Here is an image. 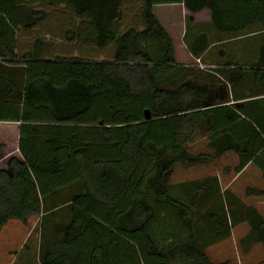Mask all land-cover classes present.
<instances>
[{"label": "trees", "instance_id": "obj_1", "mask_svg": "<svg viewBox=\"0 0 264 264\" xmlns=\"http://www.w3.org/2000/svg\"><path fill=\"white\" fill-rule=\"evenodd\" d=\"M28 1L47 0H0V122L20 124L23 158L0 171V234L11 221L28 225L65 209L57 239L41 247V264H232L214 263L205 251L240 224L249 228L250 248L264 247V217L228 190L220 203L217 177L166 182L176 169L214 166L231 153L239 158L236 174L254 164L264 179V44L250 66L230 61L208 73L220 78L213 77L216 86L182 78L164 86L186 69L153 14L164 5L208 9L218 31L238 38L264 25V0H142V31L124 33L117 22L126 0H49L87 22L98 49L115 44L113 60L103 62L44 58L38 49L20 57L18 29L32 30L46 16ZM208 46L206 35L187 45L195 58ZM253 83L260 89L250 96L230 95ZM201 133L211 155L190 151Z\"/></svg>", "mask_w": 264, "mask_h": 264}, {"label": "crops", "instance_id": "obj_2", "mask_svg": "<svg viewBox=\"0 0 264 264\" xmlns=\"http://www.w3.org/2000/svg\"><path fill=\"white\" fill-rule=\"evenodd\" d=\"M125 3L127 7H124L123 9L127 11L126 20L129 21L132 18V14L128 6H131L132 3H135V6L139 5L138 8L142 9V4H141L142 0H126ZM130 8L132 9V7ZM44 12L46 16L44 20L41 21L39 24L42 23L43 25L47 26L45 27L47 29L41 32L39 38L34 39L33 37H31L32 32H34L33 29L32 30H24L21 28L18 29L17 37H16L17 54H18V44L20 42L26 44L24 47L27 46L28 48H34V49L38 48L45 51L58 48L57 46L58 42L71 43L72 46L75 48L76 47L83 48L84 46H86V48L90 50L94 48L97 49L96 46L93 44V37L90 36V33L91 34L94 33V29L88 23H86V25H83V22L80 21L79 19H75V15L69 11L67 12V11L53 10V11H44ZM136 13H138V9L136 10ZM65 14H71V16L76 20L77 22L76 26L78 28L81 26V24L83 25L80 30L74 31L75 36H73L72 39L70 40L67 39L66 37L65 38L62 37L63 39L62 38L60 39L61 36H59L58 39L56 33H54L55 31H52V26H57L58 23H56L55 21L48 20L50 17L52 18L61 17L64 16ZM153 14L160 22L163 29L172 38V40H173V33L180 36L179 43H180L181 52H179L178 55H177V50L175 48V42L173 40V47L175 50V61L176 63L179 64V66L186 68H195L197 70H200L198 67H196L197 62L199 61L203 66L213 67V70L212 71L209 70V72L200 70L211 74H215L214 71L224 69L227 67L226 66L227 63L225 62L223 63V59L227 56V51L225 49H222L221 46L228 43L232 44V42H234L236 39L239 38H232L231 36H226V35H231V33L218 31L213 25L210 10L204 9L201 12L192 13L185 7L184 4H178V5L155 6L153 9ZM189 29H191L192 34H191V38H189L187 42L185 35L187 34V32H189ZM251 29L245 31V33H257L256 32L257 30L251 32ZM80 31L82 32L80 33ZM189 34L190 33H188V35ZM202 35L207 36L209 46L205 50V52L199 56V58H195L189 51L187 45L194 44V41L199 36ZM75 57L78 58V56ZM98 57L99 59H103L104 55L101 54ZM96 62H103V60ZM213 80L216 81L217 79H214L213 77L210 76H204V78L200 79L198 82H200L202 85L213 87L216 86L214 85ZM221 80L224 81V79ZM252 89L255 91L260 89V87L256 86L254 83L251 85L249 89L243 87H236L234 89H231L230 95L232 96L233 93L236 94L241 93L242 95L250 96ZM263 97L264 96H261L260 98ZM260 98H255V99H260ZM246 101L249 100L248 99L240 100L236 102L232 101L231 104L242 105ZM19 127L20 124L17 123L0 122V171H9L10 169L9 163L12 159L23 161V158L19 152ZM207 137H208L207 134L201 133L193 141V143L190 144V151L193 154L211 155V151L207 148L208 145ZM197 144L202 145V149L198 150L199 146ZM238 164H239V158L237 157L236 154L233 153L226 154L217 160L215 166L217 167V169H221L223 179L225 181L230 180L229 187L227 186L226 188H223V184L221 182L222 178L220 176H216L220 183V188H221L220 194L223 195L226 190L230 191L236 199H238L246 206L254 207L264 217V196H255V195L247 194V191L249 190H259L264 192V179L262 177V173L256 165L249 164L242 172L236 174L234 172V169L238 166ZM177 184H184V183H177ZM239 186H241L242 189L244 190L242 194L237 189ZM229 188L231 190H229ZM36 219L40 220V228L34 231L29 228V225L32 223L33 220ZM63 221L64 219H61L59 215H54V216L47 215L45 219H43V216L34 217L29 220L28 225H24L17 221H11L7 226L3 228L0 234V264H41L40 261L41 247L43 245L47 246L48 244L54 242L57 239L54 236L53 230L56 229V227H58L60 224H62ZM238 226H243V227L246 226L248 228L246 224H240ZM7 228H11V229H7ZM246 229L245 231H247ZM234 231L235 229L233 228L231 230L232 237ZM32 233H35L36 236L33 240H31L32 235H34ZM228 239L218 242V244H213L209 248H207L205 251L207 256L210 258L209 251L216 246L220 250H224L223 244ZM262 248L264 249V247ZM214 263H219V262H214Z\"/></svg>", "mask_w": 264, "mask_h": 264}, {"label": "rangeland", "instance_id": "obj_3", "mask_svg": "<svg viewBox=\"0 0 264 264\" xmlns=\"http://www.w3.org/2000/svg\"><path fill=\"white\" fill-rule=\"evenodd\" d=\"M30 4H32V6H34V8L39 9V10H43V11H53V10H58V11H69L70 8L66 7V6H60V5H55V4H50L49 0H47L46 2L40 3V4H34L30 1H28ZM139 5L135 6V3H132L131 6H128V8L131 11L132 14V18L128 21L126 20V14L127 11L125 9H123L124 7H127L126 3H124L122 10H121V15L122 17H120V19L117 22V25L120 29L121 33H124L126 30H128L129 28H137L140 29L142 28V19H141V9L138 8ZM132 7V9L130 8ZM138 9V13H136V10ZM140 9V11H139ZM70 12V11H69ZM138 14V15H137ZM48 20L51 21H55L56 23H58L57 26H52V31H55L54 33H56V36L59 39L63 37L65 38V33L68 30H72V31H77L80 30L82 28L83 25H86L87 22H83V25L81 24V26L78 28L76 26V20L71 16V14H65L64 16L61 17H55L52 18L50 17ZM47 26L43 25L42 23L39 24L36 28H34V32H32L31 37H33L34 39L39 38V36L41 35L42 31H45L47 28H45ZM86 28V26H85ZM252 28V29H251ZM251 32L254 30H257V33H243L241 34L238 38L236 39L234 42L222 45L221 48L225 49L227 51V56L223 59V63H229L231 60H233L232 62H236L238 64L241 65H246V66H250L253 62H255L258 58L259 55V51H260V46L262 44H264V25L263 24H256L254 26H252ZM82 32V31H80ZM259 32V33H258ZM60 33V34H59ZM189 35H188V39L191 38V34L192 31L191 29H189ZM228 36V35H227ZM226 37V36H223ZM62 38V39H63ZM173 40L175 42V48L177 50V55L179 54L180 51V36H178L177 34L173 33ZM194 40V39H192ZM26 44L23 42H20L18 44V54L20 55V57L26 53H34L37 54V51L39 50V52H41V54L43 53V56H46L44 58H55L56 56H60V57H75L78 56V58L83 59V60H90V61H110L113 60L114 58V49H115V44H110L108 47L106 48H102V49H87L86 46L82 47H73L71 43H67V42H61V43H57L58 48L52 49V50H41L38 48H28L27 46L24 47ZM152 43L148 42L146 44V49L155 52L154 47H152ZM38 49V50H37ZM103 54L104 58L103 59H99V55ZM177 65H179L177 63ZM244 67V66H243ZM183 71H178V75L180 77H173L171 79V77L169 79H167V82H165V84H163L164 86H168L170 87L172 85V80H176L181 79L179 81H183V80H187L189 82L192 83H200L198 82L200 79H203L204 76H212L206 72L203 71H187L188 69L186 67H183ZM250 68V67H247ZM225 73L224 74H220V77H222V79H224ZM215 78H218L217 76H213ZM220 79V78H219ZM225 81V80H224ZM223 80H221V82L223 84H227L225 83ZM228 89L230 86H227ZM199 146L198 150L202 149V145L197 144ZM197 150V151H198ZM202 152V151H200ZM229 163V162H228ZM216 176H220L222 178V184H223V188H226L227 186L229 187L230 184V180H224L222 177V171L221 169H217V167L214 166H208V167H199L193 170H182V169H176L173 172H170L167 177H166V182L167 185H169L171 187V185H175L177 183H188V182H192V181H197V180H201L203 178H207V177H216ZM239 190V192H241V194L243 193V189L241 186H239L237 188ZM229 190H231L229 188ZM64 195H67V192H64ZM227 200V194H224L221 197V201L220 203H224ZM221 205V204H219ZM65 209H63V211L60 212V216L61 219L67 220V215L64 212ZM204 212V211H203ZM246 227V226H244ZM243 226H235L233 227L235 229L234 233H233V237L230 236V238L223 244L224 246V250H220L217 246L212 248L209 251V256H210V260H212L213 262H219V263H224V262H231L232 264H264V249L262 248V245H255L254 247L249 246V243L244 241V237L248 234V228H244ZM12 228V226H11ZM11 228H7V229H11ZM29 228L32 230H36L40 228V220L36 219L33 220L32 223L29 225ZM245 229L247 231H245ZM33 232V231H31ZM34 235H32L31 240H33L36 236L35 233H32ZM232 238V240H231ZM226 240V239H225ZM237 240V241H236ZM224 241V240H222ZM221 242V241H220ZM218 244V243H216ZM233 244V245H232ZM262 246V247H261Z\"/></svg>", "mask_w": 264, "mask_h": 264}, {"label": "built area", "instance_id": "obj_4", "mask_svg": "<svg viewBox=\"0 0 264 264\" xmlns=\"http://www.w3.org/2000/svg\"><path fill=\"white\" fill-rule=\"evenodd\" d=\"M196 67H198L199 69L203 70V71H212L213 70V67H206V66H203L199 61L197 62L196 64Z\"/></svg>", "mask_w": 264, "mask_h": 264}, {"label": "water", "instance_id": "obj_5", "mask_svg": "<svg viewBox=\"0 0 264 264\" xmlns=\"http://www.w3.org/2000/svg\"><path fill=\"white\" fill-rule=\"evenodd\" d=\"M146 120H150L148 113L146 114Z\"/></svg>", "mask_w": 264, "mask_h": 264}]
</instances>
